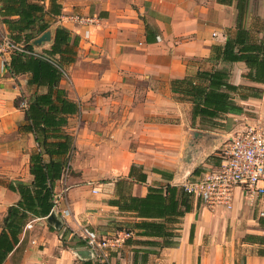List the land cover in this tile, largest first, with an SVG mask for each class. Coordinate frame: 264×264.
I'll return each mask as SVG.
<instances>
[{"label":"crops","instance_id":"1","mask_svg":"<svg viewBox=\"0 0 264 264\" xmlns=\"http://www.w3.org/2000/svg\"><path fill=\"white\" fill-rule=\"evenodd\" d=\"M35 1L43 6L39 23L48 26L31 48L62 73L57 86L68 102L59 134L70 139L40 137L70 144L53 156L63 163L53 192L63 191L67 214L56 229L50 213H27L2 264H264V218L259 222L256 200L242 188L234 189L230 208L192 198L185 210L180 203L185 181L216 167L238 129L254 119L264 126V0ZM57 28L66 30L73 51L63 64L45 53ZM47 30L51 40L34 45ZM239 30L260 49L246 50L258 57L257 67L221 58ZM0 31L8 33L1 22ZM200 71L235 86L220 90L241 110L193 114V98L173 81L201 84ZM30 77L0 67V232L19 200L11 188L33 181L37 142L27 107L16 101L29 102L47 87ZM167 187L176 190L171 195ZM151 190L162 191L164 209L173 198L184 213L158 215L154 204L139 213L130 198ZM84 228L107 242L103 259L80 237Z\"/></svg>","mask_w":264,"mask_h":264},{"label":"trees","instance_id":"2","mask_svg":"<svg viewBox=\"0 0 264 264\" xmlns=\"http://www.w3.org/2000/svg\"><path fill=\"white\" fill-rule=\"evenodd\" d=\"M43 6L35 0H0V22L7 28L9 37L32 49L30 40L47 28L46 23H39L43 15ZM36 26V27H35ZM36 29V31L34 30ZM246 34L239 30L235 38H228L225 42L221 54L223 60L235 61L244 60L251 66L257 67L258 57L255 54H246V50L257 51L258 46L246 42ZM67 32L63 28H57L53 43L45 53L52 57L58 55V62L63 64L72 61L73 51L70 49ZM239 44L237 50L235 45ZM246 44H249L246 46ZM255 46V47H254ZM248 53V52H247ZM6 69L12 75L29 72L31 73L30 82L37 85H46L45 93L37 94L27 102L26 115L29 121L28 129L35 135L37 150L31 156L30 171L33 175L31 187L17 184L11 188L19 194V200L15 205L8 208L7 214L3 219V226L0 232V264L3 263L8 253L17 243V235L23 225V220L27 213L46 217L52 210V196L54 182L60 177L63 169V163L54 155L61 156L67 152L70 147L66 142H40V137H63L70 139L69 135H60V126L65 123L61 115L67 112L65 106L68 102L65 98V91L57 85L62 73L53 64L43 59L40 55H31L19 52L10 54ZM197 76L203 83L196 84L187 78L173 81L174 84L184 85L180 91L193 98V114H199L208 117H214L219 112L229 110H241L229 99L226 92L220 90L221 87L232 90L235 86L225 82L223 76L218 72L200 71ZM178 88V87H175ZM179 90V89H178ZM22 98L17 99L16 104ZM48 155V160L43 159V155ZM167 190L171 195L176 188L171 187ZM153 191L154 193H150ZM145 197H132L130 204L133 203L139 210V213H146L154 204V210L158 215L163 212L183 214L184 210L176 209V202L171 198V204L165 208L162 206L164 195L161 190H151ZM180 203L184 209H190L191 195L181 189ZM149 204V205H148ZM264 218V217H262ZM260 218L259 222H262ZM192 235V232L191 234Z\"/></svg>","mask_w":264,"mask_h":264},{"label":"built area","instance_id":"3","mask_svg":"<svg viewBox=\"0 0 264 264\" xmlns=\"http://www.w3.org/2000/svg\"><path fill=\"white\" fill-rule=\"evenodd\" d=\"M79 21L86 19L77 18ZM19 52L39 55L33 49H28L23 43L13 41L8 33L0 31V67L5 69L11 53ZM47 58V57H43ZM50 60V59H48ZM26 100H21V107H26ZM216 167L208 169L199 175L186 180L184 190L198 203L207 208L222 206L230 208L233 201V191L240 187L254 198L257 203V216L264 217V126L254 119L238 129L221 149ZM63 191L53 193L52 210L60 218L65 217L67 210L60 207ZM87 245L100 249L99 258H104L103 250L107 242L98 238L94 232L84 228L80 233Z\"/></svg>","mask_w":264,"mask_h":264},{"label":"water","instance_id":"4","mask_svg":"<svg viewBox=\"0 0 264 264\" xmlns=\"http://www.w3.org/2000/svg\"><path fill=\"white\" fill-rule=\"evenodd\" d=\"M52 31L47 30L43 34H41L38 38H36L33 41L34 45H40L43 42H49L51 40ZM47 221L49 224H52L54 228L59 229L61 227V219L60 217L55 213V211L50 212V214L47 216Z\"/></svg>","mask_w":264,"mask_h":264},{"label":"rangeland","instance_id":"5","mask_svg":"<svg viewBox=\"0 0 264 264\" xmlns=\"http://www.w3.org/2000/svg\"><path fill=\"white\" fill-rule=\"evenodd\" d=\"M22 99H23V98H22ZM22 99H21V100H22ZM18 105L21 107V101H19ZM60 219H61V218H60Z\"/></svg>","mask_w":264,"mask_h":264}]
</instances>
